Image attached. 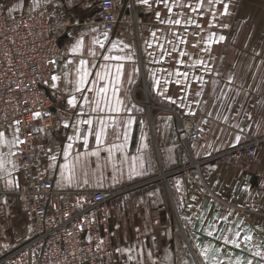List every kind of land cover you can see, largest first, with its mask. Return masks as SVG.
<instances>
[{
  "label": "crops",
  "instance_id": "obj_1",
  "mask_svg": "<svg viewBox=\"0 0 264 264\" xmlns=\"http://www.w3.org/2000/svg\"><path fill=\"white\" fill-rule=\"evenodd\" d=\"M0 1L6 3L8 16L42 7L65 22V27L57 30L60 56L44 88L52 101L46 113V122L52 126L44 127L34 115L45 143L40 163L60 189L129 187L107 203L112 264H204L201 251L209 244L231 253L232 264L237 259L241 264H264V255H254L255 251L264 254V148L237 160L215 156L264 133V0H214L211 4L203 0L198 11L179 6L198 0H169L167 7L156 0H150L149 5L129 0L130 13L123 15L112 31L102 26L100 0ZM122 1L114 0L118 13ZM225 5L228 14H224ZM169 19H180L181 24L161 22ZM209 34L213 35L211 43ZM181 39L186 43H180ZM97 40L103 41V48ZM182 52L186 55L181 56ZM104 55H131L133 60L105 61ZM81 61H87L86 67L93 74L83 94L75 91ZM194 61L201 63L193 67ZM120 63L124 64V77L115 95L111 86L108 92L113 105L117 97L123 101L120 113L88 111L86 117L78 116L77 112L88 109V105L80 107L81 96L93 99L94 93L86 89L92 86L95 73L102 70L100 66ZM177 71L189 75L177 76ZM53 76L59 79L53 81ZM157 79L159 88L154 83ZM164 80L169 83L165 85ZM162 88L167 91L160 95ZM72 96L77 99L75 109L67 104ZM175 114L197 115L198 137L188 146L177 139ZM110 116L120 126L107 128L99 156L90 154L97 150L94 135L89 136L87 147L82 140H68L75 136L79 120L91 118L98 130L99 119L109 121ZM129 119L133 122L124 144V123ZM65 123L69 127L65 128ZM79 127L83 132L87 125ZM0 132L4 133L0 142V202L13 199L18 205L15 191L24 173L19 164V143L9 144L18 137L17 128L12 122L3 123ZM69 143L73 147L67 162L74 163L80 156L74 171L63 167ZM114 144L124 147L114 149L109 158L105 149ZM191 156L198 166L190 164ZM186 164V171L173 172ZM135 183L140 184L133 186ZM209 231L213 235H208ZM235 231L241 233L240 248L216 238H232ZM245 234L252 236L251 242L243 240Z\"/></svg>",
  "mask_w": 264,
  "mask_h": 264
},
{
  "label": "built area",
  "instance_id": "obj_2",
  "mask_svg": "<svg viewBox=\"0 0 264 264\" xmlns=\"http://www.w3.org/2000/svg\"><path fill=\"white\" fill-rule=\"evenodd\" d=\"M99 8L103 28L112 31L119 22L114 0H100ZM61 27L65 22L45 8L8 16L6 3L0 1V125L14 123L23 141L19 143V164L24 174L15 195L31 227L29 237L0 257V264H112L107 203L129 187L60 189L40 163L45 143L34 114L40 113L44 127L51 126L46 113L52 101L44 88L60 56L57 30ZM70 32L65 30L66 35ZM196 121L197 115L175 114L181 144L188 146L198 137ZM260 148H264V133L215 156L237 160L253 156ZM193 159L190 164L198 166ZM188 165L173 172L186 171Z\"/></svg>",
  "mask_w": 264,
  "mask_h": 264
},
{
  "label": "snow or ice",
  "instance_id": "obj_3",
  "mask_svg": "<svg viewBox=\"0 0 264 264\" xmlns=\"http://www.w3.org/2000/svg\"><path fill=\"white\" fill-rule=\"evenodd\" d=\"M157 3H163L166 7L168 6V2L169 0H156ZM208 2L211 4L214 2V0H208ZM140 3L144 4V5H149L150 4V0H140ZM178 3V0H177ZM203 4V0H198L197 3L192 4V3H187L185 4H181L179 5L180 7H190L193 11H198L201 6ZM172 9L171 7H169V12H171ZM224 14H228L227 13V5H225V13ZM159 13H157V19H159ZM162 23H167L169 25H180L181 24V20L180 19H176V20H166V21H161ZM187 23H191V21H186ZM197 27H199V25H197ZM153 37L156 36V33L153 32L152 33ZM107 36V34H105V37ZM224 39L223 36H220L218 38V40L222 41ZM207 40L209 43H211L213 41V35L209 34V36L207 37ZM180 43H186L185 40L181 39L179 41ZM95 43L99 44L101 48L104 47L103 41L97 40L95 41ZM168 43L172 44L173 41H168ZM79 42L77 44V48H79ZM195 47V45H193ZM125 47H128L127 45H125ZM149 47H151V44H149ZM77 48H74L73 51L75 52L77 50ZM113 48H116V45H113ZM175 50V46L173 45V51ZM91 55L95 56L96 53L92 52ZM181 56L186 55V53H180ZM103 60L105 61H122V60H133V57L131 55L128 56H118V55H104L103 56ZM201 63L200 61H194L193 62V67L196 64ZM87 65V61H81V68L78 69V80L76 81V85H75V91L79 92V93H84L85 92V86L89 84V79L88 77L93 75L88 68L86 67ZM92 67H95V65H93ZM101 67V71H97L95 73V79L91 81V87H87V92H92L94 93L93 99L89 100V97L87 95H82L81 99L83 101V103L80 105L81 108L84 107V105H88V109L85 111H80L77 112V115L80 117H86L88 115V111L97 113L98 115L100 113H104V112H108V113H115V114H119L121 111V106L123 105V101H121L118 97L116 98V103L115 105L112 104L108 92H109V87H112L113 90V94L115 95V93L118 91V85L121 82L122 78L124 77V64L120 63V64H116V65H110V64H103L100 66ZM113 69H115L114 73H113ZM134 72H138V69H134ZM171 75V74H169ZM175 75L177 76H183L184 78H187L189 73L187 71L180 73L179 71H177L175 73ZM59 77L53 76L52 80L56 81L58 80ZM129 82H131V78L129 79ZM155 85L159 88L160 86V80L157 79L154 81ZM169 80H164V84H168ZM177 84L180 83L179 80L176 81ZM167 91L166 88H162L159 90V94L163 95L164 92ZM166 99L169 100V102L171 103H175V100H172L171 97H166ZM68 106H70L71 108H77V99L75 96H72V98L68 99L67 101ZM35 117H39L40 113L36 112ZM110 121V123H109ZM109 121H106L103 117H101L98 121V130L95 129L93 127V120L91 118H85L82 120H79L77 122V124L74 126L75 129V136H69L68 140L72 141V140H76V141H80L82 140L83 145L85 147L88 146L89 143V136L94 135L95 137V144L97 146V150L96 151H92L90 154L92 156H99V148L101 145L104 144L106 138H107V128L108 127H119L120 126V122L115 118L110 116L109 117ZM132 120L129 119L124 123V131L122 133L123 135V139H124V144L127 143L128 141V130L131 127L132 124ZM83 124V125H87V128H85L83 130V132L81 131L79 125ZM64 127L67 128L69 127V125L67 123L64 124ZM119 133L117 134V136L119 137ZM3 137H4V133L0 132V142L3 141ZM17 143H23V141H20L19 138L17 137L16 139H14L13 141H10L9 144H17ZM124 144H120V145H112L109 148H106L105 151H107L109 153V158H111L113 150H122L124 147ZM73 144L69 143L67 145V149L64 151V159L66 161V163L63 165V167L65 169H68L69 171H74L75 169V163L79 162L80 156L77 155L75 157V162L74 163H68V158L70 156V150L72 149ZM10 154H14V153H10ZM53 159H55V157H53ZM127 159V158H126ZM0 167H2V162H0ZM132 168L133 171H135V159L133 158V162H132ZM226 219V217H225ZM211 227V225L209 226ZM225 231H229L228 229H225ZM208 235H213V233L211 231H209L207 233ZM217 239L221 240L222 243L224 245H228L231 244L233 247L235 248H240L241 244H240V238H241V233L239 231H235L232 233V238H229V236H217ZM243 240L245 242H251L252 241V236L250 234H245L243 236ZM210 253H212V255H210ZM223 254V255H222ZM201 255L204 257V264H225V261H228V264H232V261L230 259L231 253L225 252L223 248L221 247H214L213 245L209 244L206 248H203L201 251ZM255 256H262L264 254H262L260 251H255L254 252ZM131 258V257H130ZM235 264H241V261L239 259H237L235 261ZM247 264H253L252 261H248Z\"/></svg>",
  "mask_w": 264,
  "mask_h": 264
},
{
  "label": "rangeland",
  "instance_id": "obj_4",
  "mask_svg": "<svg viewBox=\"0 0 264 264\" xmlns=\"http://www.w3.org/2000/svg\"><path fill=\"white\" fill-rule=\"evenodd\" d=\"M230 1L240 2L246 0ZM49 124L52 126L51 122ZM191 161L192 158L190 157V162ZM0 169H3V166L0 167ZM19 210L20 209H18L16 200H8L5 204L0 202V257H2L13 246H16L15 244H19L20 242L26 240L31 233V230L28 229L29 227L25 224Z\"/></svg>",
  "mask_w": 264,
  "mask_h": 264
},
{
  "label": "water",
  "instance_id": "obj_5",
  "mask_svg": "<svg viewBox=\"0 0 264 264\" xmlns=\"http://www.w3.org/2000/svg\"><path fill=\"white\" fill-rule=\"evenodd\" d=\"M128 1L129 0L122 1V5L118 13V20H120L123 15H128L130 13V9L127 7Z\"/></svg>",
  "mask_w": 264,
  "mask_h": 264
}]
</instances>
